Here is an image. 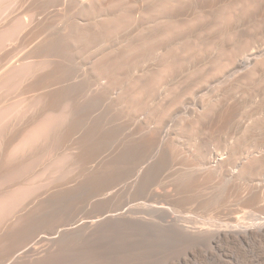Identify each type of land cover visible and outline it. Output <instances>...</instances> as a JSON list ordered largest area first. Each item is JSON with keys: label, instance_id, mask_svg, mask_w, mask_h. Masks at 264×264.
I'll return each instance as SVG.
<instances>
[{"label": "bare ground", "instance_id": "bare-ground-1", "mask_svg": "<svg viewBox=\"0 0 264 264\" xmlns=\"http://www.w3.org/2000/svg\"><path fill=\"white\" fill-rule=\"evenodd\" d=\"M0 264H264V0H0Z\"/></svg>", "mask_w": 264, "mask_h": 264}, {"label": "rangeland", "instance_id": "rangeland-1", "mask_svg": "<svg viewBox=\"0 0 264 264\" xmlns=\"http://www.w3.org/2000/svg\"><path fill=\"white\" fill-rule=\"evenodd\" d=\"M66 150V149H65ZM66 152V151H65ZM73 169H76V168H69L68 169V172L66 171V173L65 174H63L64 176H63V203L64 204H66L64 201H65V199L67 198V196H66V191H67V189H69V188H71L72 186H74L75 184H77L78 183V179H79V175H80V173H79V171L77 170H73ZM78 172V173H77ZM74 174V175H73ZM78 175V176H77ZM73 176H74V178L76 179H74L73 178ZM78 177V178H76V177ZM75 183V184H74ZM72 185V186H71ZM164 192H162V194H163ZM65 194V195H64ZM163 195H167V196H169L170 195V193L168 194V193H164ZM63 204V210L64 211H66L67 209L65 208L66 206ZM186 207V206H185ZM183 208V210H180V209H176V212H178V214H180V215H182V216H185L187 219H188V217H190L191 219H193L194 221L196 220L197 222H202V223H210V222H215L216 221V216L215 215H211V214H209V215H205V214H201V213H194V212H189V210H190V208L187 206V208H184V207H182ZM189 208V209H188ZM184 209L186 210L187 209V211H184ZM192 209V208H191ZM248 210V209H247ZM191 211V210H190ZM192 211H193V209H192ZM249 211H251L250 209L248 210V211H246V209H245V212H249ZM252 212V213H251ZM251 212H249V213H251L252 215H251V217L249 216L250 214L249 213H247V215H248V217L249 218H254V217H256L259 213L257 212V211H251ZM255 214H257V215H255ZM188 216V217H187ZM199 216V217H198ZM214 216V217H213ZM189 218V219H190ZM214 218V219H213ZM190 219V220H191ZM198 219V220H197ZM153 227H151V225L150 226H148V228H146V230H150V232L152 231V232H155V233H158L161 229H159L158 227H156V226H154V225H152ZM151 227V228H150ZM150 228V229H149ZM152 228H153V230H152ZM159 229V230H158ZM74 246V247H73ZM71 248V249H70ZM77 248V249H76ZM65 249V250H64ZM64 249H63V257H66V259L68 260V259H73L74 258V254H75V252H77L76 250H78V246L76 245V244H70V245H68V246H66V248L64 247ZM67 249V250H66ZM69 250V251H68ZM72 251V252H71ZM65 252V253H64ZM71 256V257H70ZM66 261V260H65Z\"/></svg>", "mask_w": 264, "mask_h": 264}]
</instances>
